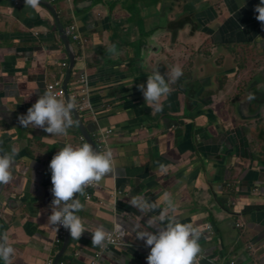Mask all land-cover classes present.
<instances>
[{
    "label": "crops",
    "instance_id": "1",
    "mask_svg": "<svg viewBox=\"0 0 264 264\" xmlns=\"http://www.w3.org/2000/svg\"><path fill=\"white\" fill-rule=\"evenodd\" d=\"M49 1L65 29L76 25L87 39L84 49L71 41L69 98L86 74L93 109L77 111L96 143L112 129L107 145L115 156L114 173L78 196L84 208L76 214L87 232L71 240L59 264H90L101 249L91 244L96 225L126 231L99 264H146L150 248L131 226L143 230L148 217L141 220L130 201L141 195L163 207L166 191L176 207L170 215L202 232L197 264H264V25L254 11L260 0ZM69 63L48 9L0 0V149L17 151L12 182L0 186V235L17 250L11 264H53L66 237L57 244L48 225V166L66 144L86 141L78 125L57 136L24 128L17 118L49 84L63 85ZM174 66L183 75L173 83ZM157 68L171 89L159 112L137 88Z\"/></svg>",
    "mask_w": 264,
    "mask_h": 264
},
{
    "label": "clouds",
    "instance_id": "2",
    "mask_svg": "<svg viewBox=\"0 0 264 264\" xmlns=\"http://www.w3.org/2000/svg\"><path fill=\"white\" fill-rule=\"evenodd\" d=\"M24 3L33 9L40 7V0H24ZM254 11L258 13L255 17L257 21L264 25V0H260ZM115 51L116 46L112 45L109 52L115 54ZM182 75L181 67L174 66L171 69L173 83ZM137 88L142 92L145 104L157 112L162 111V101L171 94L165 76L158 68L147 77L146 84H139ZM75 107L73 100L59 99L54 93L45 91L27 109L26 114L17 119L24 128L31 126L50 135L66 136L69 128L78 125V121L73 118ZM16 155V149L10 152L0 149V186L12 182ZM114 159L111 148L99 152L87 142L75 147L66 144L56 152L48 166L53 196L51 214L47 217L49 227L56 232L63 228L73 240L81 239L87 229L85 222L76 214L84 208L78 196L84 194L86 187L114 173ZM172 166L170 163L160 164L159 171L166 173ZM162 201L163 207L141 195L130 201V206L142 214L139 217L141 220L148 217L143 230L139 224L131 226L135 238L142 240L145 247L150 248L146 264H197V257L202 252L199 243L202 232L198 226L181 223L177 217L170 215L176 211V207L169 192L162 194ZM153 212L157 214L150 215ZM108 235L103 225H96L95 231L91 233V244L103 247ZM16 251L8 244L7 235H0V260L4 264H11V256Z\"/></svg>",
    "mask_w": 264,
    "mask_h": 264
},
{
    "label": "built area",
    "instance_id": "3",
    "mask_svg": "<svg viewBox=\"0 0 264 264\" xmlns=\"http://www.w3.org/2000/svg\"><path fill=\"white\" fill-rule=\"evenodd\" d=\"M67 35L69 36L70 40L72 41V43L76 44L79 48L84 49V46L87 42V39H85L83 37V35L78 31V28L76 25H71L67 28L66 30ZM63 67H67L68 64L67 63H63L62 64ZM79 81L81 82V88L79 93H73L70 95V97L72 98L73 101H77L78 102V106H77V110L82 113V112H89L92 111L93 107L90 104L89 100H88V94H89V90H88V77L86 76V74L82 75L79 79ZM48 90L49 92L54 93L59 99H62L65 94H66V90L64 89L62 82L60 80H56L55 82L51 83L48 85ZM112 134V129H104L103 131H101L98 141H97V148L100 152H104L105 150L108 149V140L110 139V136ZM97 186L96 183L86 187V190H89L90 188H95ZM92 198L91 194L89 192H87L86 194V199L90 200ZM240 227V226H238ZM210 227H208V229H210ZM54 230V229H53ZM55 231V230H54ZM56 240L55 242L57 244H62V241L65 237L66 234V230L63 228H60V230L58 232H56ZM109 235L105 241V245L103 247H101V249L99 251H97L94 255L93 260L90 262V264H99V261L103 255V250H105L106 248H108L109 246H115V245H120L126 235V231L123 227L117 225L115 228H113V230H111L110 232H108ZM49 264H52V261H49ZM63 264V262L61 263ZM231 264H235L234 262H232Z\"/></svg>",
    "mask_w": 264,
    "mask_h": 264
},
{
    "label": "water",
    "instance_id": "4",
    "mask_svg": "<svg viewBox=\"0 0 264 264\" xmlns=\"http://www.w3.org/2000/svg\"><path fill=\"white\" fill-rule=\"evenodd\" d=\"M40 5H42L46 9H48V11L54 17L56 25H57V28H58V32L60 34V39L64 43L65 50H66V52L68 54V57H69V62H70L69 63V68L67 70L65 79L63 81L64 82L63 86H64V89L66 90L65 100H70L69 93H68L69 92L68 83L70 81L71 73H72V70H73V68L75 66V63H76V61H75L76 60V52L74 50V47H73V45L71 43V40H70L69 36L67 35L66 29L63 26V23L61 22L59 13L56 11L55 7L51 4V2L49 0H40ZM73 117L75 118V120L78 121V127H79V129H80L85 141L87 143L91 144L95 150L99 151L98 148H97L96 142L91 138V136L89 135L88 131L86 130V128H85V126H84V124L82 122L81 115L77 111L76 108L73 111ZM71 240H72V238L70 237V234L67 231L66 237H65V240H64V242H63V244L61 246L60 252L55 257V259L53 261V264H59L61 262L62 258L64 257V255H65V253H66V251H67V249L69 247V244H70Z\"/></svg>",
    "mask_w": 264,
    "mask_h": 264
}]
</instances>
